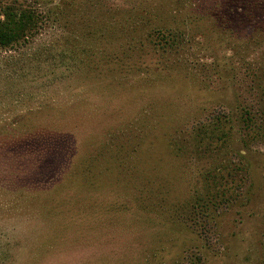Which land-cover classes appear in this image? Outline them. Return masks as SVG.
<instances>
[{
	"label": "rangeland",
	"instance_id": "obj_1",
	"mask_svg": "<svg viewBox=\"0 0 264 264\" xmlns=\"http://www.w3.org/2000/svg\"><path fill=\"white\" fill-rule=\"evenodd\" d=\"M0 28V264H264V0H0Z\"/></svg>",
	"mask_w": 264,
	"mask_h": 264
},
{
	"label": "trees",
	"instance_id": "obj_2",
	"mask_svg": "<svg viewBox=\"0 0 264 264\" xmlns=\"http://www.w3.org/2000/svg\"><path fill=\"white\" fill-rule=\"evenodd\" d=\"M11 21H12V19H11ZM8 22V21H7ZM9 22H10V20H9ZM13 24H14V22H13ZM12 24V25H13ZM7 25V24H6ZM23 27H24V23L22 22V24H21V27L18 29V30H20V29H23ZM3 29H5V26L4 27H2ZM5 31H8V32H11L12 34H14V32L12 31V30H10V27L9 26H6V30ZM5 31H1V28H0V43L2 42V40H3V38H4V35L6 34L5 33ZM7 36V35H6ZM8 38V42H11L14 38H15V36L14 37H12L11 35L9 36V37H6V39Z\"/></svg>",
	"mask_w": 264,
	"mask_h": 264
}]
</instances>
